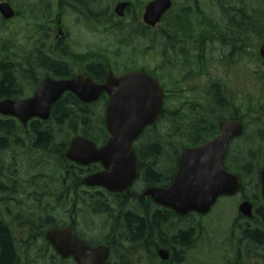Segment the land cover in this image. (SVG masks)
Masks as SVG:
<instances>
[{"label": "trees", "instance_id": "trees-1", "mask_svg": "<svg viewBox=\"0 0 264 264\" xmlns=\"http://www.w3.org/2000/svg\"><path fill=\"white\" fill-rule=\"evenodd\" d=\"M5 1L16 6L18 16L31 18L36 14L33 19L36 21L35 28L40 36L30 39L26 43L27 47L25 44L26 50L23 55L18 52V45L13 43V47L17 49L12 53L3 38L4 28L12 22H7L0 16V100L25 97L37 87L43 77L64 79L71 78L79 72L97 83H102L107 77L109 67L115 69L109 51L108 54L101 52L100 55L95 52L80 54L73 51L69 45L64 48L61 45L56 46L53 38L56 26L52 19L51 0H41L44 12L40 13H34L35 9L38 10V7L34 5V0H28L27 6L17 5L19 0ZM128 1L130 4L128 13L133 8L137 11L136 16H133L130 24L127 25L115 26L112 20L114 15L110 17L106 12L90 9V6L97 8L101 0H58L56 12L62 13L66 7L77 10L76 4H79L78 7L84 16L97 22L105 20L106 32H110L115 37L119 34L120 41L116 40L118 46L134 50L137 45L133 41L135 37L141 36L142 39L152 41V35L149 29L139 24L138 17L146 0ZM193 1L197 2V0ZM211 1L212 7L215 9L219 7L217 18L211 11L212 9L203 10L198 4L194 6L189 3L176 4L173 10L163 18V30L157 37V43L162 51V59H165L167 63L159 71L162 74L171 73V68L178 67L182 56L185 63L183 66H186L188 70L190 69L189 63L192 67L197 66L198 70L209 66L211 62L204 61L205 49L200 46V42L209 45V40L213 38L207 37L209 30L200 35L196 30V23L204 20H216L217 22L222 20L224 25H221V29L214 33L215 36H221L219 43L222 46L215 61L224 71L227 68L231 71L235 68H243L246 71L245 75L243 74L245 81H242L243 85L238 86V90H232L231 85H228L229 89L226 86L223 75L217 79L207 76L209 81L206 89L186 94L185 99L180 93H176L172 99L173 107L170 106L171 100L169 99L157 122L148 129L156 132L153 145L156 154L173 155V167L169 169V164L157 173L150 167L143 168L147 172L145 174H147L149 185L164 186L171 180L172 174L176 173L177 158L184 146L196 147L213 139L219 132L220 121L225 118L240 120L245 126V132L230 147L224 167L241 178L240 194L246 199L251 198L254 205L261 207L253 218V224L244 231L240 230L242 237H239L238 253L232 260V264H264V208L258 191L259 174L264 163V144H261L264 143V61L258 52L260 44L264 42V0H226L232 5L229 9L223 8L221 11L220 6L225 4L223 0ZM21 9L28 15H22L24 13ZM204 26L205 24H201L200 29ZM126 32L130 33V37L127 36L131 39L129 43L124 42L127 41ZM250 35H252L251 38ZM251 46H254L253 54H250ZM194 56H198V59ZM235 75L233 73V76ZM159 78L161 82L164 80V88L167 87L165 75ZM167 98L168 96L166 101ZM103 122L102 104L85 105L69 93L55 105L48 122L34 120L30 124L29 131L18 127L14 120L0 116V203L4 202L8 207L7 210L12 204L11 209L13 210L3 212L5 216L0 215V264H32L28 260L34 249L29 246L19 249L16 246V233L10 230L13 218H19L23 212L30 213V217H25L23 214L19 221L36 219L35 221L39 222L40 219L45 223V227L53 228L58 227L61 213H67L75 218L78 208L86 207L82 203L86 199L80 185L84 170L68 162L64 157V152L73 134H81L90 140L100 137L98 141H102L106 134ZM248 126H251L252 130L248 131ZM159 129L162 131L160 135L158 134ZM26 132L29 133L27 136L24 134ZM26 147L34 152L24 154L25 157L39 156L37 167H32L31 171L26 172L24 166L21 167L24 172L22 175L13 173L12 177L7 176L5 171L9 174L14 168L17 173L19 168L12 160H2L1 154L4 151ZM20 178H24V181L28 180L26 183L29 185L33 184L34 179L39 181L43 178L42 182H45L47 193L36 194L37 206L26 205L23 200L12 199L7 194L9 187L1 184V182L5 183L6 179L18 181ZM248 181L251 182V193L253 194L246 192ZM50 185H54V191L50 190ZM49 198L55 200L54 204L67 206V211L54 215L46 213L50 211ZM94 198L101 199L100 196L95 195L87 202V206H90L89 202H91L88 209L98 212L100 201H95ZM126 222L128 231H126L125 242L129 240L132 244H136L142 236L150 238L151 241L155 230L154 221L152 223L148 218L142 219L133 214H127ZM26 224L28 223L24 226ZM250 229L253 230L249 231ZM23 231L27 234L25 244H31L29 229L25 227ZM47 246L49 247L48 244ZM120 251L118 247H112L110 264H146L140 259L124 258L125 261L121 260L123 257L119 255ZM128 253L129 251L123 249V254ZM48 259L52 260L50 256L45 260L51 262ZM54 260H57L56 256H53Z\"/></svg>", "mask_w": 264, "mask_h": 264}, {"label": "water", "instance_id": "water-1", "mask_svg": "<svg viewBox=\"0 0 264 264\" xmlns=\"http://www.w3.org/2000/svg\"><path fill=\"white\" fill-rule=\"evenodd\" d=\"M172 6V0L150 1L143 13L144 23L150 27L157 26ZM127 7V2H120L115 8L116 15L124 17ZM0 14L5 20H10L15 11L11 4L5 2L0 4ZM59 35H63L62 29H59ZM259 52L264 60V44ZM68 92L85 104L98 101L102 93L108 95L106 124L111 138L98 149L93 142L77 136L71 141L66 157L83 166L94 162L103 165L106 171L88 176L84 180L86 186L104 187L111 192L124 190L137 175L132 144L162 112V87L154 78L139 71H130L119 78L110 72L102 85L83 75L61 80L47 77L32 97L1 101L0 114L16 118L24 126L33 118L46 121L54 105ZM243 132L244 126L239 120L222 121L220 133L212 141L200 147L183 148L177 174L167 188H149L144 196L182 216L190 212L207 214L220 197L235 196L241 182L238 176L225 170L224 160L232 141L241 137ZM260 183L264 199V165ZM252 208V204L245 201L239 211L244 217L252 218ZM46 238L63 258L73 256L78 264H107L108 247L90 248L78 238L73 227L49 230ZM161 257L166 260L167 252L161 251Z\"/></svg>", "mask_w": 264, "mask_h": 264}, {"label": "rangeland", "instance_id": "rangeland-1", "mask_svg": "<svg viewBox=\"0 0 264 264\" xmlns=\"http://www.w3.org/2000/svg\"><path fill=\"white\" fill-rule=\"evenodd\" d=\"M17 1V0H15ZM28 0H19L17 5L22 4L27 6ZM52 1V19L54 20V23L56 24V33H54V37L57 36L58 33V27H57V4L58 0H51ZM100 1V0H99ZM122 0H101L100 5L95 8L93 6H90V9H94L96 11H103L106 12L107 15L109 16L111 12H114V9L117 5V3ZM128 1V0H124ZM148 0H146L147 2ZM178 2L175 1L176 4H192L195 6V4H198L199 8H202L203 10H208L212 9L215 17H219L217 14V11L214 7L211 6L212 1L211 0H177ZM191 1V2H189ZM229 1V0H228ZM129 2V1H128ZM145 2V3H146ZM225 3L223 6H220L221 9L225 8H230L232 4H229L226 0H223ZM34 5L38 7V10L35 9L34 13H40L44 12V5L41 4V0H34ZM79 4H76L77 10H72L69 7H66L64 11L62 12V27H63V35H58V38L60 39L59 41H62L60 43L61 47H67L68 45L71 47V49L77 53H88V52H95L96 54L100 55L101 52L107 53L108 51L110 52V56L112 58V64L114 68L116 69V72H122L125 69H131L133 67L131 66H136V67H142V66H147L151 65L157 69L162 64V58L159 55V52L157 50V38L153 36L152 34V40L146 39L144 40V47L142 50L138 51L140 54H136L132 52V50H128L124 47L118 46L117 42L120 41L119 34H117L115 37L114 35H111L110 32H106V27H105V20H102L100 22L94 21L92 19L87 18L82 14V11L78 7ZM22 10V9H21ZM28 12L30 10L27 8ZM23 11V10H22ZM76 11V12H75ZM136 9L133 8L128 14L127 18L121 19V21L124 24H129L131 22V19L133 16H136ZM78 12V13H77ZM24 14L27 16L28 14L23 11ZM36 14L32 15L31 18H23L19 16L18 19L14 20L12 23H10L8 26L4 28V36L3 38L5 39V42L9 45L11 48L12 53L14 52L15 49L13 47V43L18 45V52L23 55L24 51L26 48L24 47L27 42H29L30 39H33L35 37H39L40 34H37V29L35 28L36 26V21H34L33 16ZM223 16V15H222ZM88 19L90 21H88ZM114 20V19H112ZM199 23V22H198ZM204 23H210V26H204L200 29L201 25H196L197 28L196 30L198 33L200 32H205L206 30H209L211 33H215L218 30L221 29V25H224V22L221 20L217 22L216 20H204ZM54 24V25H55ZM115 26H117L116 21L114 20ZM200 24V23H199ZM220 27V28H219ZM55 32V31H54ZM64 36H66L65 39L61 40ZM251 36V35H250ZM127 41H130L131 39L125 35ZM117 40V42H116ZM188 41V39H186ZM185 40V41H186ZM210 43L209 45L205 44L204 42H200V46L205 49V55L206 57H211V56H217L219 54L222 46L221 43L216 45L215 40H209ZM250 41V40H249ZM114 43V45L112 44ZM252 44V42H250ZM27 47V44H26ZM250 54L254 53V46H251L249 48ZM11 53V54H12ZM130 55L132 58L130 59ZM108 54V53H107ZM93 56V55H91ZM75 62V61H74ZM183 63L182 60L179 61L178 65V71L173 74L172 77H170V74L165 72V83L167 85L166 87V94L168 96L167 101L170 99L171 104L170 106L173 107L174 102H172V99L176 96V93H180L183 97V99L186 98V94L190 93L191 91H202L201 87L199 85V77L189 75L187 76V73L184 71L180 70L179 68L181 67V64ZM125 68V69H124ZM252 69V68H251ZM222 72H225V78L230 81L232 90H238L239 85H243L242 81H245L243 74L245 75L246 71L241 68V69H233V73L236 75L233 76V73L230 74L232 71L227 68V70H223V68H220ZM208 72L216 74L218 73V67H212L210 66L208 68ZM244 72V73H243ZM252 72V70H251ZM250 72V73H251ZM221 76V75H220ZM250 128V129H249ZM252 130L251 126H248V131ZM161 130H158V134H161ZM26 144V143H24ZM262 145L264 144L263 142L261 143ZM27 145V144H26ZM25 146V145H24ZM34 150H31L29 147H26L25 149H18L15 148L13 150L9 151H4L1 154V159L2 160H12L14 165L18 166L19 171H15L14 168H12V172L8 174V172L5 171L7 176L12 177L13 173L15 175H22L24 173L21 170V167H24V171L29 172L31 171L30 169L32 167L36 168L37 167V162L39 161V156H35L33 158H30V156L25 157L24 154H32ZM159 161L164 167H166V164L170 163L169 169L173 167L171 157L169 156L168 153L166 155H158ZM27 163V165H26ZM3 173V172H2ZM45 176H43L44 178ZM42 178V180H43ZM42 180L37 181L34 179L33 184L29 185L28 180L24 181V178H20L18 181L14 180H7L5 184L8 188V195L12 197V199H18V201H22V197L25 199L24 204L26 205H34L37 206V202L35 200L36 194H40V192L47 193V190L45 189V182H42ZM1 181V180H0ZM12 189V190H10ZM50 190L54 191V185H50ZM246 190L247 194H253L251 193L252 187H251V182H247L246 185ZM239 199L240 197H235V198H230V199H223L219 206L214 210L212 214L209 215L208 220L214 225L211 231L216 234V237L219 238V243L221 242V245H213V246H205V247H197L195 251H190L188 253V260L184 264H232V251L229 250V246L231 243H226L225 239L229 238L231 235V226L234 223L235 218L237 217L238 213V205H239ZM48 201L50 202V205H47V199L45 200L46 203V208L50 209V211L46 213H51L52 215L61 213L64 211H67V206H64L65 209L63 210L64 207H62L59 204H54V200L52 198H49ZM85 204L86 207H79L78 212L79 213H86L88 214L89 217L93 218V221L91 222H86L85 225L82 226V229L84 233H86L89 237H95L93 234H91V230L94 228L93 223H97V220L100 218V215L103 212H98L95 215H90L88 213V207L87 206V201L84 200L82 202ZM11 205L9 206V210H7V205L3 202L0 203V212H2L0 215L5 216L6 214L3 212H11L13 211L11 209ZM61 216H66L65 213H61ZM88 219V218H87ZM89 232L87 233L86 232ZM104 233L105 230H102ZM210 232V230H209ZM119 249H121V253L119 255L122 257L123 256V249L117 246ZM193 247V246H192ZM213 248V249H212ZM193 250V249H192ZM50 253L45 252V251H38V252H32L31 255H29V260L32 262V264H41V259L42 258H48ZM69 263V262H68ZM46 264V263H45ZM47 264H53L48 262ZM72 264V263H69Z\"/></svg>", "mask_w": 264, "mask_h": 264}, {"label": "flooded vegetation", "instance_id": "flooded-vegetation-1", "mask_svg": "<svg viewBox=\"0 0 264 264\" xmlns=\"http://www.w3.org/2000/svg\"><path fill=\"white\" fill-rule=\"evenodd\" d=\"M151 32L153 36L157 38V31L151 30ZM148 129H146L134 144L140 172L138 173L136 182H134L129 192L119 194H113L101 188H88V190H85L87 192H97L99 194L101 197L99 203L103 206L104 211L97 220V223H93L94 228L91 230V233L96 236L95 238H90L86 233L80 230H77L78 235L80 238L84 239L86 243L88 242L91 247H97L101 244L107 246L110 249V257L112 247L119 246L127 250L131 247L138 251V255L134 257L130 256V258L140 259L146 264H184L188 260V253L190 251H195L197 247L216 246L217 243L218 245L222 244L221 242L219 243V238L216 237V234L211 231L214 225L208 220L209 215L219 206L220 200L215 204L208 215L200 216L190 213L185 216H180L164 207L158 206L151 198L144 197L143 193L150 185L143 167H150L155 173L162 168V165L159 163V156L153 148L156 132L149 131ZM108 138L109 135L107 140ZM107 140L100 146L106 144ZM85 169L89 174L103 170L100 164H92ZM141 169L144 171L143 175L141 174ZM21 199L24 200L25 198L22 197ZM96 201L99 200L96 199ZM23 214H25V217L31 216L30 213L23 212ZM23 214H21L19 218H13L11 222L10 230L12 233H16L17 237L16 246L19 249L29 246L35 251H44L45 240L43 232H45V223L41 222L40 219L39 222H36V219H33V221L30 219L19 221ZM127 214H133L142 219L148 218L152 223L154 221L155 230L153 238L151 237V241L150 238L142 236L138 242H136V245H133L129 240L125 243V235L126 231H128L126 222ZM69 219L68 225L77 226L78 229L79 226L83 224L82 221L79 222L76 218L70 217ZM25 223L28 224L24 226ZM252 224L253 219L247 220L241 216L239 212L237 213V217L230 229L231 235L228 239L226 238L224 242V244L231 243L228 247L229 250L232 251L231 256L233 255L235 257L238 253V241L239 237H242L240 230L244 231L245 228H249ZM25 227H27L30 232L29 241L31 244L29 245L25 244V240H27V234L23 231ZM158 229L160 231H158ZM102 230H105V232L103 233ZM252 230L253 229H250L249 231ZM132 249L130 250L133 251ZM161 250L167 252V260H163L160 256ZM122 257L123 259L121 260L124 261L126 260L124 258H127L125 254ZM150 260H152V262Z\"/></svg>", "mask_w": 264, "mask_h": 264}]
</instances>
